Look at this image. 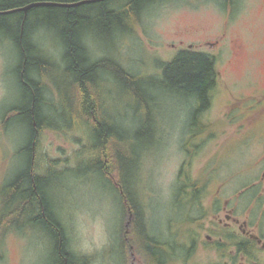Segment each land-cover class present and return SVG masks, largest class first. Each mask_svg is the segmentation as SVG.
I'll list each match as a JSON object with an SVG mask.
<instances>
[{"label": "rangeland", "instance_id": "374dc122", "mask_svg": "<svg viewBox=\"0 0 264 264\" xmlns=\"http://www.w3.org/2000/svg\"><path fill=\"white\" fill-rule=\"evenodd\" d=\"M94 35L84 38L91 60L104 59L108 65L118 67L117 73L121 74L122 68L141 78L156 80L161 75L162 63L189 46L217 55L220 85L211 92L213 105L209 114L216 131L191 141L197 136L189 132L192 116L189 106H184V99L172 97L157 85L149 87L156 101L148 102L150 124L149 129L143 130L139 143L142 149L132 170L131 189L144 210L150 233L175 250L173 264H224L223 259L203 249L204 229L188 223H196L201 212L199 208L189 207L182 193L178 194L182 186L179 174L185 161L186 144L193 157H189L192 179L212 171L219 179L229 176L233 183L227 191L232 194L233 205L241 216L251 206L249 219L252 223L260 222L259 233L264 236V206H260L264 205V199L256 203L254 196L245 194L242 200L241 195H235L236 192L244 194V186L236 187L247 180L246 167L255 155L259 156L257 149L248 151L242 143L257 142L258 137L264 136V117L252 127V121L243 114L260 105L262 98L258 96H264V0H233L231 5L224 0H162L142 11L132 32ZM220 36L219 48L210 50L203 45L204 41H214ZM33 39L39 54L57 67L48 74L52 83L42 79L48 86L44 96L57 105L60 115L69 118L65 120L68 127L75 126L74 129L61 127L64 124L58 119L60 127L42 132L35 156L38 170L45 172L52 167L66 173L63 179L54 182L51 193L70 249L88 257L89 264H116L118 257L113 249L115 244L116 248L119 246L116 234L122 226L113 184L118 175L108 176L111 184L97 172H86L88 166L83 162L92 157L86 148L93 142L89 137L90 128L82 127L76 119L78 108L74 96L68 92L70 81L63 73L62 49L57 36L52 30L38 29ZM233 44L241 48L237 60L230 52ZM17 63L16 50L8 38L0 36V212L5 184L23 169L28 159L21 153L29 140L24 118L8 115L21 101ZM111 79L107 81L111 86L104 85L106 91H101V97L116 116L115 124L140 127L144 120L137 111L142 110V103L128 97L119 82ZM187 105H191L189 101ZM253 129L256 139L251 138ZM150 132H153L152 138ZM122 160L126 167V161ZM214 186L215 182L211 187ZM214 209L207 205L206 221ZM17 226L21 229L17 230ZM48 240L36 227L29 228L26 219L17 220L12 227L0 231V264H48L52 255ZM127 261L143 264L141 257L134 253Z\"/></svg>", "mask_w": 264, "mask_h": 264}, {"label": "trees", "instance_id": "16d2710c", "mask_svg": "<svg viewBox=\"0 0 264 264\" xmlns=\"http://www.w3.org/2000/svg\"><path fill=\"white\" fill-rule=\"evenodd\" d=\"M82 1L0 0V36L8 38L16 50V74L22 91L19 105L8 115L23 117L29 131L27 146L21 151L28 157L27 163L1 192L0 231L12 227L17 220L26 219L29 228L36 227L49 239L52 255L48 264H89L88 257L77 255L70 249L65 227L52 202V186L63 179L65 171H55L49 167L45 172H40L35 159V149L42 131L57 129L61 126V119L64 124L61 127H75H68L70 125L65 120L69 118L60 115L57 105L44 96L48 86L44 85L42 79L52 83L48 74L56 71L57 67L39 54L33 35L38 29H48L55 32L62 49L63 73L70 81L68 92L74 96L78 108L76 119L82 127L90 128L89 137L93 145H88L86 149L92 157L88 162H83L88 166L86 172H97L111 184L108 176L114 173L118 175L117 182L113 184L116 186L114 191L120 205L122 226L116 234L119 248L115 244L113 249L115 257H118L116 264H129L127 259L133 253L141 257L143 264H173L175 250L169 243L156 239L150 233L144 210L131 189L132 170L142 149L139 143L144 135L143 130L149 129L150 124L148 102L156 101L149 87L157 85L169 95L195 98L204 106L214 89L215 59L202 52L183 49L173 59L162 63L161 75L156 80L138 77L122 68L119 74L116 72L119 71L118 67L108 65L106 60H91L84 42L87 35L132 32L142 11L162 0H97L71 7L52 5L32 7L26 12L21 10L34 2L65 4ZM224 1L231 5L233 0ZM110 78L119 82L128 97L142 103V110L137 111L142 113L144 120L140 127L133 129L130 125L122 127L115 124L116 116L101 97V91H106L104 85L111 84L107 82ZM70 107L73 111V103ZM191 116V126L197 127L198 111H191ZM152 134L150 132V136ZM122 158L126 161V167ZM182 192L183 188H180L178 194ZM17 227V230L21 229Z\"/></svg>", "mask_w": 264, "mask_h": 264}, {"label": "flooded vegetation", "instance_id": "af4514ba", "mask_svg": "<svg viewBox=\"0 0 264 264\" xmlns=\"http://www.w3.org/2000/svg\"><path fill=\"white\" fill-rule=\"evenodd\" d=\"M221 38L222 37L220 36V38H217L214 41L206 40L203 45L210 50H215L220 47ZM10 46L13 47L11 42ZM191 47L192 46H189L187 49L202 52L215 59L214 88L216 85L219 86L220 72L217 71L216 68L217 55L210 54L206 51L194 50ZM239 49L241 50L236 44L230 46V52L235 60L240 56ZM258 97L262 98V103L255 109L246 110L243 113L246 114L245 119L249 118L250 122L252 121V127H256L264 117V96ZM183 99L185 101V107L189 106L188 108L190 111L197 110L199 113L198 126L194 127L190 125L189 129L190 133L195 134L194 132L197 131L196 134L199 135L196 139L192 138L191 141H195L198 138H204L209 132L214 133V131H216V124L209 120V118H211L209 114L212 110L213 96H208V101L204 106H202V104H200L195 98L188 97ZM187 101H189L191 105L186 106ZM226 105L228 106V104ZM251 134V138L256 136L254 129L251 130ZM256 138L257 137H255V139ZM256 141L257 142L252 141L250 143H242L245 144L248 151L253 148L257 149L259 156L255 155L253 162L246 167V170L248 171L247 180H245L242 185L236 187L244 186V194L236 192L235 195H241L240 199L242 200V196L245 194H247L248 197L254 196L253 201L256 200V203H258L259 199H264V136L258 137ZM257 144H260L258 148L255 147ZM36 150L37 147L35 149V154ZM184 151L185 161L183 162L179 174L182 181L181 188H183L181 196L184 198V201L186 200L185 203L189 204V207L194 206L199 208L201 212V216L196 223H188L192 224L193 227L197 225L196 228L200 227L204 229V237L201 240L203 249L209 251L210 254L223 259L224 264H259V261L264 263V236L259 233L260 222L256 221L252 223L249 219V214L252 211L251 206L246 209L242 216L238 213L236 205H233L232 194L230 191H227L228 186L233 183L229 176L225 179H219L217 178V174L212 171L209 175L204 173L198 178L192 179L189 172V157L192 152H190L186 144L184 145ZM214 170H217V167ZM213 182L216 183V186L211 187ZM234 191L235 190H233V192ZM210 192L211 194L209 195ZM207 196L209 199H207ZM207 205L210 208L215 207L212 211L211 217L208 218V221H206L207 216L205 213ZM260 206L262 207L264 205L260 204Z\"/></svg>", "mask_w": 264, "mask_h": 264}, {"label": "water", "instance_id": "95a60500", "mask_svg": "<svg viewBox=\"0 0 264 264\" xmlns=\"http://www.w3.org/2000/svg\"><path fill=\"white\" fill-rule=\"evenodd\" d=\"M97 0H84L82 2H77V3H65V4H61V3H53V2H34L31 4L26 5L25 7H23L21 10L23 12H26L28 9L32 8V7H37V6H64V7H71V6H75L81 3H91Z\"/></svg>", "mask_w": 264, "mask_h": 264}]
</instances>
